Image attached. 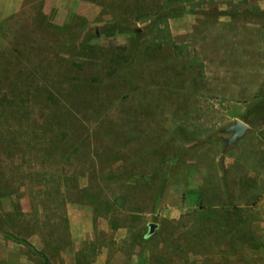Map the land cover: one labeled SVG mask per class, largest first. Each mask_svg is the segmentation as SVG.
<instances>
[{"label": "rangeland", "instance_id": "374dc122", "mask_svg": "<svg viewBox=\"0 0 264 264\" xmlns=\"http://www.w3.org/2000/svg\"><path fill=\"white\" fill-rule=\"evenodd\" d=\"M165 1L20 0L0 19V199L16 212L0 214L1 257L89 264L107 248L110 264H264V116L243 119L264 95V0L140 19ZM234 118L250 129L225 148ZM225 185L232 204L259 195L238 220L208 213Z\"/></svg>", "mask_w": 264, "mask_h": 264}, {"label": "crops", "instance_id": "0c3cea01", "mask_svg": "<svg viewBox=\"0 0 264 264\" xmlns=\"http://www.w3.org/2000/svg\"><path fill=\"white\" fill-rule=\"evenodd\" d=\"M20 4V0H0V19H4L6 17H8L10 15V13H8V11L12 10H16L19 7ZM8 13V14H7ZM239 119V118H238ZM188 189L196 192L198 190V188L194 189L195 187H193L192 182L190 181L189 184L187 185ZM261 203H264V197L263 199H261ZM13 204V200L11 198H1L0 199V214H8V215H14L16 214L15 211L12 210L11 205ZM19 212L24 213L25 214V210L21 209ZM183 214L182 209H178L176 210V213L174 215H172V213H169L170 215V219L175 220L180 218V216ZM261 229L257 232H259V234L261 236L264 237V221L260 222ZM110 227V231H113L115 234H120L119 231H127L126 228L123 227H116L115 229ZM79 231H83L84 235H92L93 234V228H92V219L91 216L87 214L84 215V224H83V228L78 227ZM249 230L251 231V226L249 227ZM125 236V235H123ZM27 242H29L27 240ZM34 247V250L37 252H40L42 249L39 248V246H37L35 243L31 244ZM22 247V244H17V243H13V242H7L6 245H3V247L5 249H14L15 247ZM75 252H77V250H75ZM108 254H109V250L107 248H101V253H99V255L96 257L95 261L89 263V264H110L108 263ZM45 257L47 258V264H55L58 263V260H55V258H52L47 252H44ZM52 259V260H51ZM0 264H34V262L32 260H30L27 256L22 255V254H18L15 255L14 253H6L3 257L0 256ZM61 264H77V261L73 258L72 260H65L61 259Z\"/></svg>", "mask_w": 264, "mask_h": 264}, {"label": "trees", "instance_id": "16d2710c", "mask_svg": "<svg viewBox=\"0 0 264 264\" xmlns=\"http://www.w3.org/2000/svg\"><path fill=\"white\" fill-rule=\"evenodd\" d=\"M178 3V7H174V3ZM194 2V0H167L165 1V3H163V5L152 15L149 12H144L142 14V16L140 17L141 20H150V21H154L155 25L157 26L159 23H164L166 22L165 20L173 15L178 14V10L182 11V4H192ZM113 31L110 32V34ZM173 48L177 49V47L175 45H173ZM125 49L122 48V51H124ZM126 61V57L125 55H116L113 59H112V65L116 68H119L121 66L122 63H125ZM122 62V63H121ZM264 85V83H263ZM263 92H264V86H263ZM261 101H257L254 104H251L249 107L246 108V114H244L243 119L244 120H251V114H256L257 112H259L262 116H264V95L261 97ZM247 124L249 122H246ZM223 172H225L223 170ZM225 189V193H224V200L226 201V203H221L219 205H217V207H214L213 209H211V211H209L208 213H210L212 215V217H216L218 213H224L227 215H231L233 216L234 219L238 220L240 218H242V216L245 213V208H251L256 204V201L258 200L259 195H256L254 197V199L252 200L250 197V200L248 201H244V204H232V201H234V197L228 194V189H226V185L224 187ZM196 200L198 202H204V198H203V193H199L196 192ZM200 210H207L206 207H204L203 205L199 206ZM112 227V226H111ZM112 228H116V226H113Z\"/></svg>", "mask_w": 264, "mask_h": 264}, {"label": "water", "instance_id": "95a60500", "mask_svg": "<svg viewBox=\"0 0 264 264\" xmlns=\"http://www.w3.org/2000/svg\"><path fill=\"white\" fill-rule=\"evenodd\" d=\"M250 126L238 118H234L232 123L226 128L222 129L220 133L226 135V138H223V144L225 148L235 146L240 140H242L245 135L248 133ZM156 229V225L149 224V235L153 234Z\"/></svg>", "mask_w": 264, "mask_h": 264}]
</instances>
